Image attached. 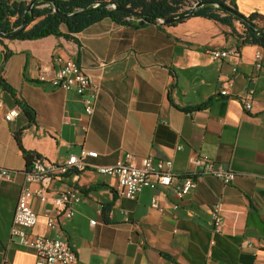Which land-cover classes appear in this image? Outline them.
<instances>
[{
	"label": "crops",
	"instance_id": "1",
	"mask_svg": "<svg viewBox=\"0 0 264 264\" xmlns=\"http://www.w3.org/2000/svg\"><path fill=\"white\" fill-rule=\"evenodd\" d=\"M12 6L33 0H0ZM61 1V0H53ZM249 16H264V0H228ZM48 5H43L45 7ZM2 13L0 10V21ZM16 17H12L11 23ZM239 32V22L234 23ZM62 33H67L65 26ZM0 44V264H35L34 250L11 239L10 230L25 172V153L65 163L82 149L96 151L97 166L132 156L170 161L171 171L200 172L193 160L208 158L236 179L224 184L198 176L197 187L178 201L171 188L120 197L117 180L94 169L57 178L51 192L75 187V216L47 227L49 204L32 200L38 222L33 236L60 235L77 264H255L264 256V49L242 45L231 28L202 17L180 23L121 25L103 19L80 33ZM238 48L216 61L215 50ZM11 52L4 62L6 50ZM261 52V66L255 56ZM61 56L81 64L99 86L92 117L75 91L37 83L39 67L56 71ZM231 83V86L228 84ZM227 89L223 96L221 92ZM249 89L252 106L245 109ZM26 104L32 119L18 103ZM19 109L11 122L5 115ZM156 198L161 210L152 207ZM223 206L222 234L211 227L210 208ZM178 205V209H173ZM95 221V225L92 222ZM246 244V246H244Z\"/></svg>",
	"mask_w": 264,
	"mask_h": 264
},
{
	"label": "built area",
	"instance_id": "2",
	"mask_svg": "<svg viewBox=\"0 0 264 264\" xmlns=\"http://www.w3.org/2000/svg\"><path fill=\"white\" fill-rule=\"evenodd\" d=\"M238 54L237 47L215 50L211 53L216 61ZM255 59L259 62L256 64L259 68L262 60L261 52H257ZM54 62L58 65L56 71H51L46 64L39 67L37 83L54 89L75 91L82 98L85 113L92 117L99 96V86L91 81L85 69L77 61L58 56ZM228 85L231 86V83ZM227 93V89L221 92L223 96ZM253 95L254 90L249 89L245 98L246 110L251 109ZM19 113V109H12L5 115V120L11 122ZM97 157L96 151L86 149H82L78 155H70L68 160L62 164L36 156L30 168L25 172V181L14 213L10 237L36 252L35 264H77L76 253L60 235L33 236L30 233L38 222L37 214L32 208L34 198H37L43 205L49 204L45 211L49 229L56 228L61 220L75 216V206L81 202L80 192L75 187L59 193L51 192L53 182L62 175L73 172L77 175L85 169H94L101 175L115 177L119 196L132 200L146 189L171 188L176 199L180 201L197 187L196 178L202 175L212 176L224 184H231L236 179L233 172L217 167L206 157L192 161L194 165L202 166L200 172L193 171L185 175L173 173L170 161H155L147 157L143 158L140 164H135L132 156L128 155L125 162L112 166H97L91 163V160ZM12 173V170L0 167V181L11 180ZM152 207L161 210L156 198L152 199ZM173 209H178V205H174ZM210 215L213 232L222 234L224 227L222 204H214L210 208ZM95 223L93 221L92 225ZM255 264H264V256L260 262Z\"/></svg>",
	"mask_w": 264,
	"mask_h": 264
},
{
	"label": "trees",
	"instance_id": "3",
	"mask_svg": "<svg viewBox=\"0 0 264 264\" xmlns=\"http://www.w3.org/2000/svg\"><path fill=\"white\" fill-rule=\"evenodd\" d=\"M203 1L225 4L238 9L228 0H61L55 1V5L63 14H73L80 10L86 12L71 18L54 11L50 0H37L31 12H27L28 6L21 4L12 6L8 2H0L2 18L0 21V31L8 34H17L12 40H38L48 36H62L68 40H73V34H77L91 25L111 19L121 25L140 26L138 17H133L119 12L114 7L128 8L139 13L149 23H159L169 18L179 17L192 12L194 4ZM43 5H48L41 7ZM239 12V11H238ZM240 13V12H239ZM245 16V15H244ZM16 17L11 23V18ZM191 17H202L213 20L231 28V33L242 43V45L264 46L260 42V37H264V16L261 14H251L246 17V22L239 20L230 13L220 10L215 5H205L193 11ZM184 19L175 21L173 25L182 22ZM241 24L242 31L239 32L234 23ZM65 26L67 33L61 32V27ZM6 38L0 37V44L4 45ZM6 50V48H5ZM11 52H5L4 62H7ZM0 85H3L0 81ZM5 89L13 93L8 85H3ZM21 109L32 119V114L26 104L18 103ZM24 156L33 160L37 155L25 153Z\"/></svg>",
	"mask_w": 264,
	"mask_h": 264
},
{
	"label": "water",
	"instance_id": "4",
	"mask_svg": "<svg viewBox=\"0 0 264 264\" xmlns=\"http://www.w3.org/2000/svg\"><path fill=\"white\" fill-rule=\"evenodd\" d=\"M50 1H51V4L54 7V11L56 13H58V14L63 15L65 18L75 17V16H78V15L86 12V10H80V11H77V12H75L73 14H63L59 10V8L55 5V1H53V0H50ZM36 2H37V0H33L32 2H30V4L28 5V8H27V12H31L32 11V8H33V6L35 5ZM205 5H215L220 10H223V11H226V12L230 13L231 15L237 17L239 20H241L243 22H246L247 21L246 20V17L243 14L239 13L238 11H236L231 6H228V5H225V4H220V3H216L215 4V3L210 2V1H203V2H198V3L194 4V6L192 8L193 10L189 14H185V15H182V16H179V17H175V18H169V19H167L165 21H162L161 20L162 22H159V23H161V24H170V23H173V22L178 21V20H181V19H186V18L191 17L193 15V11L194 10H196V9L202 7V6H205ZM114 9H116L119 12L125 13L127 15L140 18L139 24L141 26L149 23L139 13H137L135 11H132V10H130L128 8L114 7ZM16 36H17V34H8V33L1 32L0 31V37H4V38H6L8 40L13 39ZM259 40H260L261 44L264 46V37H260Z\"/></svg>",
	"mask_w": 264,
	"mask_h": 264
}]
</instances>
